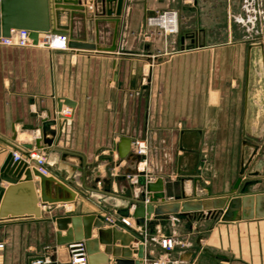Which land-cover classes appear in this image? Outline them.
Wrapping results in <instances>:
<instances>
[{"label":"crops","instance_id":"1","mask_svg":"<svg viewBox=\"0 0 264 264\" xmlns=\"http://www.w3.org/2000/svg\"><path fill=\"white\" fill-rule=\"evenodd\" d=\"M229 1L124 0L115 51L0 43V166L14 150L27 151L24 144L35 149L41 133L34 127L45 118L56 117L55 110L62 103L61 109L69 107L71 114L60 115L50 128L56 130L54 146L70 153L69 163L46 164L49 174L45 176L54 177L74 193L70 200L43 202L40 178L29 163L40 216L0 218L5 249L20 244L27 264L34 257L57 260L55 218L67 213H94L101 219L105 214L121 216L118 213L125 208L119 206H125L126 195L136 197L139 191L137 175L123 173L133 168L118 156L123 138L130 139L131 147L135 141H145L148 150L137 168L146 171L148 180L168 177L174 183L173 193L164 188L167 200L181 192L189 199L230 194L241 163L252 152L244 140L252 141L259 149L235 194L264 192V141H260L264 85L259 89L264 63L257 45L214 37L217 31L228 34L211 22L214 14L229 15ZM248 1L237 0L243 10L250 8ZM87 7L93 15L91 26L86 20L85 30L75 28L73 35L109 46L110 23L95 22L94 6ZM164 9L178 11L177 33L163 35L146 24L148 15ZM251 11L256 13L253 7L247 12ZM235 147L239 149L230 155L228 148ZM81 161L82 172L73 167ZM256 170L261 175L248 176ZM250 180L255 182L242 190ZM54 185L47 187L52 197L61 194ZM135 207V203L128 204L127 217L136 227ZM178 216L168 214L147 224V234L140 233L141 240L132 242L136 248L142 246V257L132 252L129 259L139 264L164 257L179 260V264H264V218L223 222L199 213ZM24 229L26 234L21 233ZM96 231L92 227L94 236ZM161 235L174 236V249L166 252L160 247ZM103 247L99 244L100 250ZM61 258L66 255L62 253ZM113 263L114 257L108 255L107 264ZM56 264L68 263L57 260Z\"/></svg>","mask_w":264,"mask_h":264},{"label":"water","instance_id":"2","mask_svg":"<svg viewBox=\"0 0 264 264\" xmlns=\"http://www.w3.org/2000/svg\"><path fill=\"white\" fill-rule=\"evenodd\" d=\"M123 2L124 0H0V38L8 37L11 29H27L34 43L37 42L38 32H50L67 36L68 47L72 49L115 51ZM90 4H93L97 15L95 22H98L99 19L106 20L113 29L112 42L109 46L93 42L91 39H80L73 35L75 28L85 30L86 20H88V25L91 26L93 15L89 14V8L87 7ZM98 33L97 29V36ZM259 46L263 54V44L260 43ZM64 103L67 104V101ZM61 107L62 103L58 104L57 110L60 111ZM58 118H60V114L54 116V118H45L39 126L34 127V129H39L41 133L35 139L34 146L39 153L44 151L46 164H58L60 161L64 166L65 163H69L67 157L70 153L54 146L53 141L56 130L50 128L51 125L57 123ZM28 127L33 128L32 125ZM13 135L15 138V131H13ZM130 143L129 138L121 139L117 152L120 158H125L130 165H133V168H127L123 173L137 175L135 185L139 187V191L136 197L126 195V200H123L125 206H119V208H125V212H119L118 214L129 216L127 206L129 203H135L136 207L132 212V216L135 218V223L142 228L147 230V224L154 223V220L163 218L168 214L190 216L192 213H199L211 218L220 214V221L223 222L264 218V192L235 194L240 187L241 176L244 175L249 162L259 149L258 144L244 140V143L252 148V152L246 162L241 163L240 176L231 188L230 194L189 199L186 194L181 192L172 196V200H167L164 188L169 193H173L174 183L168 177H157L155 180L146 179V171L137 168L138 163L145 157L135 153ZM24 146L30 149L33 145L27 143ZM21 153L24 156L28 155L27 151L21 150ZM262 154H264V150H262ZM73 167L82 172L84 164L81 161ZM33 172L40 178V198L43 202L73 198L74 193L64 183L54 177H47L36 169H33ZM23 174L24 179H21ZM52 175L56 177L54 173ZM256 175H261L260 170L248 174V176ZM1 181L10 184L8 186L0 184V218L24 214L34 215L35 217L40 216V208L37 205L38 197L27 162L22 158L14 160L13 153L8 154L0 166V183ZM79 182L82 183V178L79 179ZM252 182L255 181H245L241 189L244 190ZM55 183L57 185L54 186L60 189L61 194L52 197L48 194L47 187ZM105 192H109V189H105ZM54 222L56 227L55 243L59 247L56 250V258L62 263H69L70 261L69 249L66 245L83 241L87 264H107L108 255L114 257L113 264H139L137 260L129 259L132 252L138 253V256L142 257V246L140 245L137 248L132 246V242L137 243L141 240V234L131 227H127L128 231L126 232L115 226L103 228L102 219L94 213L85 215H69L67 213L55 218ZM117 225L120 226L121 223L117 221ZM79 227L81 229L77 230ZM92 227L97 228L96 236L92 232ZM117 242L118 244H116ZM99 244L104 245L103 250H100ZM62 253L66 255V259L61 258Z\"/></svg>","mask_w":264,"mask_h":264},{"label":"built area","instance_id":"3","mask_svg":"<svg viewBox=\"0 0 264 264\" xmlns=\"http://www.w3.org/2000/svg\"><path fill=\"white\" fill-rule=\"evenodd\" d=\"M90 8L93 4L88 5ZM146 24L157 28L163 35L174 34L178 32V11L176 9H164L157 10L154 13L150 14L146 18ZM0 43L6 45H16V46H40L46 47L50 50H66L68 49V38L65 35L52 34L50 32H38L37 42H33V38L30 37L29 31L27 29H11L10 35L8 37H1ZM55 114L62 116H69L71 114V109L65 107L60 111L55 110ZM132 150L139 154L145 156L148 150V146L145 141L138 140L133 144ZM14 160L22 158L25 162L32 163L38 172L41 174H49L48 167L45 163L46 154L44 151L40 153L37 149H28L27 156H24L19 151L14 150L13 152ZM117 221L121 223L120 226L117 225ZM102 225L105 228L108 227H118L123 231H128L127 227L135 229L138 233L147 234L146 228H142L140 225H132L130 219L127 216L116 217L113 214H105L102 219ZM176 244L175 238L173 235H161L159 237V245L166 252L174 249ZM6 248V242L0 240V256L3 254ZM70 254V261L68 264H87V255L85 250V244L83 241H76L69 243L67 245ZM55 259L42 256L34 257L29 260V264H56ZM0 264H3L0 262ZM151 264H179V260H172L168 257H164L160 261H155Z\"/></svg>","mask_w":264,"mask_h":264},{"label":"rangeland","instance_id":"4","mask_svg":"<svg viewBox=\"0 0 264 264\" xmlns=\"http://www.w3.org/2000/svg\"><path fill=\"white\" fill-rule=\"evenodd\" d=\"M249 1L246 2V4L250 7L249 9L251 10L253 7L256 13H253V11L247 12L249 9L243 10L242 3L240 5V2H237V0H230L228 16L225 13H223V15L221 13L218 16L216 14H214L215 16H212V27L222 30L223 32H226L224 28L228 31V34L226 35H220L219 31H217V34L214 35L215 38L223 39L224 41L226 37H230V41L242 44H246L249 42H264V0H254L255 2H253V0H251L250 2ZM215 6L216 5H214V7ZM261 56L264 61V55ZM263 85L264 80L263 83H261L260 81V90H262L261 86ZM260 141H264V134L260 138ZM228 149L230 154L232 151L237 152L236 150L239 149V147ZM260 155L262 157V154ZM260 155H258L257 157H259ZM236 160L237 158H235V162L233 164L234 167H236L237 165ZM213 218L220 219V214L214 216ZM25 229L24 231L22 230L23 232L21 233L26 234ZM26 256L27 255L23 252L20 244L12 243L0 256V262H2L3 264H27Z\"/></svg>","mask_w":264,"mask_h":264},{"label":"flooded vegetation","instance_id":"5","mask_svg":"<svg viewBox=\"0 0 264 264\" xmlns=\"http://www.w3.org/2000/svg\"><path fill=\"white\" fill-rule=\"evenodd\" d=\"M260 43L263 44V49H264V42H253V43H251V44H255V45H257V47H259L260 50H261V47L259 46ZM261 55H264V51H263V54H262V50H261ZM262 60H263V59H262Z\"/></svg>","mask_w":264,"mask_h":264},{"label":"bare ground","instance_id":"6","mask_svg":"<svg viewBox=\"0 0 264 264\" xmlns=\"http://www.w3.org/2000/svg\"><path fill=\"white\" fill-rule=\"evenodd\" d=\"M264 62V61H263Z\"/></svg>","mask_w":264,"mask_h":264}]
</instances>
